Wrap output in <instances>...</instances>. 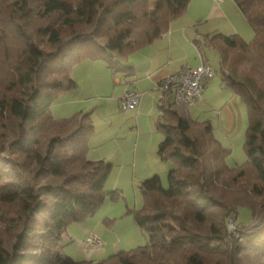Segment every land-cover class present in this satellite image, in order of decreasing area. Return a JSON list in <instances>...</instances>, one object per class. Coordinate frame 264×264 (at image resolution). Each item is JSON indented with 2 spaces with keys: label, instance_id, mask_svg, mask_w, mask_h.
Masks as SVG:
<instances>
[{
  "label": "trees",
  "instance_id": "trees-1",
  "mask_svg": "<svg viewBox=\"0 0 264 264\" xmlns=\"http://www.w3.org/2000/svg\"><path fill=\"white\" fill-rule=\"evenodd\" d=\"M189 1L0 0V120L9 131L0 134V204L12 213L0 264H264V0H233L251 41L212 34L195 42L200 54L217 52L222 87L246 107V161L229 167L209 122L158 99V156L170 168L166 187L158 175L139 185L142 205L132 214L146 245L99 262L59 250L67 227L104 204L111 165L87 159L89 116L57 120L51 104L77 87L70 72L79 62L126 72L127 57L161 37ZM31 14L44 21L35 30L24 23ZM244 206L249 224L236 220Z\"/></svg>",
  "mask_w": 264,
  "mask_h": 264
},
{
  "label": "rangeland",
  "instance_id": "rangeland-1",
  "mask_svg": "<svg viewBox=\"0 0 264 264\" xmlns=\"http://www.w3.org/2000/svg\"><path fill=\"white\" fill-rule=\"evenodd\" d=\"M24 23L27 28L35 30L44 21L40 16L31 14ZM246 26L247 34L243 39L249 42L253 39V32L248 25ZM39 38L38 35H35L36 40ZM204 54L213 70V77L198 103L187 109L192 121L211 124L213 138L221 148L229 152L225 160L226 164L231 168L240 166L246 161L244 152L247 128L246 107L228 88L222 87L217 52L205 49ZM186 58L190 63L186 67H196L200 64L198 63L200 58L194 48L186 50ZM101 62L105 65L100 60H84L82 62L85 64L84 67H77L74 75L79 87L74 92L61 95L50 106V112L54 119L70 118L79 111L90 114L89 119L95 131L93 141L88 140V147L93 149H90L91 152L110 158L107 156V148L112 152L117 149L127 150L125 156L119 159L122 163L120 168L123 180H118L116 177V172L120 173L119 165H113L111 168L113 170L103 188L105 192L104 204L94 215L83 222L72 223L67 227L59 250L75 261L99 262L118 252L146 245V234L136 226L132 214V211L139 209L142 205L139 185L143 180V170L141 167L134 166L137 164L144 166L149 161L148 156L140 155L142 146L147 149L146 154L153 158V156L156 157L158 144L163 140L162 133L156 131L155 128V103L157 101H153V104L150 103V106L145 105L142 116L135 120L130 111L126 112L118 107V101L126 90L118 82L128 79L121 73L113 74L110 70L104 73L106 65L104 67ZM140 77L143 79L142 76ZM148 84L143 79V82L137 86V91L144 92L149 87ZM151 98L159 99L156 89L153 90ZM7 123L4 119L0 120V134L9 138V131L6 129ZM36 132L37 134L33 138L39 141V127ZM137 139L139 143H137ZM136 143L138 149L134 155L133 147ZM169 168L168 162L162 164L159 161L153 169L154 173L161 178L164 187L167 185L166 172ZM112 191H117L115 199L110 197ZM11 214V210L0 204V240L6 244L11 225L9 226L4 219ZM236 220L249 224L252 220L251 209L245 206L239 207ZM231 221L228 226L231 225L233 227L231 230L234 231L235 224L233 220ZM88 236L96 237L99 240L97 248L86 244Z\"/></svg>",
  "mask_w": 264,
  "mask_h": 264
},
{
  "label": "crops",
  "instance_id": "crops-1",
  "mask_svg": "<svg viewBox=\"0 0 264 264\" xmlns=\"http://www.w3.org/2000/svg\"><path fill=\"white\" fill-rule=\"evenodd\" d=\"M246 25H248L247 22L245 21L243 15L241 14L239 8L233 0H224L221 3H215L213 2V0H190L187 4L185 12L170 23L167 31L161 37L154 40L151 44L130 54L123 63V65L128 68L126 72H124L123 74L121 73L123 77L128 79L126 81V87L134 90L137 94H139V103L136 109L130 111L135 117V120L138 119V117L142 116L144 106H150V103L153 104V101L155 102V100L157 101L155 103L157 120V117L159 115V110L157 107L158 100L151 98L153 90L155 91L157 83L164 77L176 73L190 64L189 61H187L188 59L186 58V50L194 48V50L197 51L195 42L201 41L204 35L212 34H221L224 36L239 35L243 38L247 34ZM197 54L200 58V61L198 63L207 64L211 67V65L206 60L205 54H200L198 51ZM82 62H79L77 65H75L70 72V76L71 78L73 77L75 79L74 80L72 78L76 84L78 81L74 76L75 71L77 67H84L85 64H82ZM107 71H109V69L106 66L104 73H107ZM110 72L113 73L111 70ZM140 76H142L143 79L149 83V87L146 89L148 91L145 90L141 93L137 91V86L141 82H143V79H141ZM78 87L79 85L77 84V87L75 89L66 92V94L64 93V95L76 91ZM197 103L198 101L195 103V105ZM82 112L83 111H79L74 113L73 115L87 114L90 118L89 113ZM94 132L95 131L93 126V133ZM90 137L91 138H89V141H93L94 134H92ZM136 141L137 143H139L138 139ZM161 142L162 140L158 144L156 157L153 156V158H150V156L146 154L147 149L143 146L140 149L141 156L149 157V161L144 166H139L138 164L134 166L137 168L141 167V169L143 170V180L152 176L151 174L155 172V170L153 171V169L157 165V162L160 161L162 164L165 163L161 161L158 156V148ZM137 143L135 147H133V151L135 153L134 155H136V151L138 149ZM90 149L91 148L88 147L87 159L89 161H101L103 163L110 164L111 168H113V165H119L118 170L120 171V173L116 170V177L118 180H123L121 172L122 169L120 168L122 166V163L119 159H122V157L125 156L127 150L124 151L123 149H117L112 152L107 148V156H110L109 158L103 157L101 154H97L96 152H91V150L93 149ZM112 170L113 169L110 170V173ZM153 175L156 174L154 173Z\"/></svg>",
  "mask_w": 264,
  "mask_h": 264
},
{
  "label": "built area",
  "instance_id": "built-area-1",
  "mask_svg": "<svg viewBox=\"0 0 264 264\" xmlns=\"http://www.w3.org/2000/svg\"><path fill=\"white\" fill-rule=\"evenodd\" d=\"M223 1L213 0L215 3ZM212 77L213 70L207 64L201 63L196 67H185L164 77L157 83L156 89L159 93V100L169 97L172 103L179 107H192L202 97L203 91ZM118 83L126 88L119 100L118 107L124 111L135 110L139 103V94L126 87V81L121 80ZM229 228L232 229L233 227L229 225ZM85 242L93 248L99 246V240L93 236H88Z\"/></svg>",
  "mask_w": 264,
  "mask_h": 264
}]
</instances>
